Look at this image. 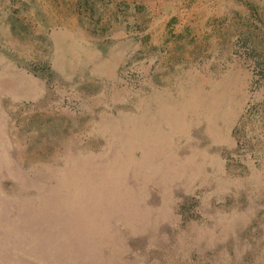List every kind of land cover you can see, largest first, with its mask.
I'll return each mask as SVG.
<instances>
[{
	"label": "rangeland",
	"instance_id": "obj_1",
	"mask_svg": "<svg viewBox=\"0 0 264 264\" xmlns=\"http://www.w3.org/2000/svg\"><path fill=\"white\" fill-rule=\"evenodd\" d=\"M0 264H264V0H0Z\"/></svg>",
	"mask_w": 264,
	"mask_h": 264
}]
</instances>
